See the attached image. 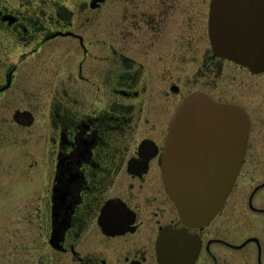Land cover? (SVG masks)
Returning <instances> with one entry per match:
<instances>
[{
    "label": "flooded vegetation",
    "instance_id": "af4514ba",
    "mask_svg": "<svg viewBox=\"0 0 264 264\" xmlns=\"http://www.w3.org/2000/svg\"><path fill=\"white\" fill-rule=\"evenodd\" d=\"M210 6L0 0V101L27 106L0 119V183L32 186L28 225L13 228L20 240L0 235V264H161L157 242L170 227L183 232L179 253L198 249L184 264H264V69L215 52ZM192 91L239 105L248 122L236 179L198 227L180 217L160 163ZM28 141L32 159L20 165L9 148Z\"/></svg>",
    "mask_w": 264,
    "mask_h": 264
},
{
    "label": "water",
    "instance_id": "95a60500",
    "mask_svg": "<svg viewBox=\"0 0 264 264\" xmlns=\"http://www.w3.org/2000/svg\"><path fill=\"white\" fill-rule=\"evenodd\" d=\"M209 37L215 52L252 71L264 69V0H211ZM247 116L234 103L190 92L168 129L160 163L164 184L188 226L208 223L230 191L244 153ZM182 230L158 238L161 264L193 260L197 247L179 253Z\"/></svg>",
    "mask_w": 264,
    "mask_h": 264
},
{
    "label": "rangeland",
    "instance_id": "374dc122",
    "mask_svg": "<svg viewBox=\"0 0 264 264\" xmlns=\"http://www.w3.org/2000/svg\"><path fill=\"white\" fill-rule=\"evenodd\" d=\"M106 11V10H105ZM113 9H110V17L113 16ZM7 93H5L6 96ZM4 101H0V119L6 118L7 116L11 117L13 111L15 108L20 107H27L24 104L9 102L7 104L3 103ZM2 127V124L0 122V129ZM8 134L10 138H14L19 133L12 128L8 129ZM10 145H16L15 143L9 142ZM31 149H32V142H26L24 145L19 144L18 148L16 147H10L9 148V157H12L11 153H14L17 151V154H19V164H23L26 161L31 160ZM16 159L9 158V164H8V172L11 173L13 171V167L16 165ZM31 185L28 182H19L14 180L12 183L9 180L7 184H1L0 183V224L2 222L6 224L8 227L5 232H2L0 229V235H5L4 239L7 240H20L19 238H16L17 233L12 232L14 227L18 226H26L27 218L24 215L26 210V207H22V203L26 204L28 202L27 193L29 190H31ZM21 194L23 195V198H21ZM7 209L8 216L7 220H2L1 214L4 209ZM25 216V217H24ZM24 217V218H23ZM2 220V221H1ZM20 234L23 233V230L20 228ZM31 233L28 232L27 236H29ZM25 239L24 241H26Z\"/></svg>",
    "mask_w": 264,
    "mask_h": 264
}]
</instances>
